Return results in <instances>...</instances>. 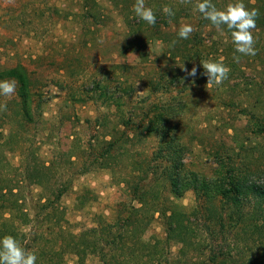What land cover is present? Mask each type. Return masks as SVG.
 I'll return each instance as SVG.
<instances>
[{"label": "trees", "instance_id": "1", "mask_svg": "<svg viewBox=\"0 0 264 264\" xmlns=\"http://www.w3.org/2000/svg\"><path fill=\"white\" fill-rule=\"evenodd\" d=\"M81 1L84 23L89 24L88 31L95 34L113 15L104 12L105 5L101 0ZM135 2L136 0H111L112 9L123 15L124 20L132 22L125 44L133 51L148 45L171 26L180 27L181 24L193 23L194 31L187 39L179 36L176 38L172 61L170 59L156 77L148 79V96L133 103L130 108L128 105L133 102L137 85L132 80L133 66L118 65L123 69V76L96 81L84 92L102 103L123 99L129 112L128 117L123 114L121 121L117 119L119 126H134L146 131L147 136L157 138L159 148L155 155L169 166L157 173L155 171V191L150 187L142 189L138 183L134 194L139 206L131 208L116 231L91 229L81 234H66L60 224H57L60 229L56 231L48 222H52L54 218L58 222L64 220L59 202L71 179L65 187L53 191L54 165H38L37 172L44 180V201L32 218L25 209L21 191L15 193L14 187H9V179L0 175V209H3L4 221L9 226V230L0 228V238L8 235L14 237L22 248L36 255V264H64V256L70 252L78 256L79 261L92 254L98 255L101 264H170L167 257L165 262L156 261L157 258L150 255L141 237L159 214L161 218L166 217L178 232L179 242L182 243L180 254L189 260L188 264H264V79L260 81L256 78L259 74H264V0L244 1L248 10L255 9L258 12L256 28L252 30L255 55L236 52L227 26L217 30L196 10L195 5L200 0H145L146 7H150L156 16L155 25L136 16L133 11ZM226 2L211 0L218 10L226 9ZM165 6L174 15L165 14ZM38 11L36 10L37 14ZM63 11L64 17L69 18L71 13L66 9ZM36 12L33 15L31 11L25 13L27 19L31 20ZM42 13L44 12L40 13L41 16ZM93 27L98 29L92 31ZM42 58H45L44 54L36 61L41 63ZM204 60L221 62L229 70L227 79L210 87L220 93L219 105L229 110L237 108L238 114L255 124L250 130L245 127L241 129L236 124L240 115L226 119L224 123L220 121L232 143L229 147L222 139L212 144V155L222 163L212 176L189 168L187 154L193 150V146L183 134L188 117L197 114L193 112L197 104L191 100L190 91L207 85V77L203 75L201 65ZM193 66L198 68L197 75L187 76L182 67L190 71ZM36 72L22 62L0 65V81H14L16 84L15 109L20 116L19 126L22 129L34 124L43 108V98H39L42 94L37 89V84L44 81L35 79L38 75ZM57 83L66 87L62 81ZM157 94L167 97L151 103L146 110L144 106H148L151 98L149 95ZM252 97L256 99L249 100ZM245 99L246 103L243 102ZM110 121V117L103 120L105 124ZM97 122L99 125L103 123L99 120ZM117 133L119 127L114 126L107 133L111 137L107 142L113 145L112 140ZM129 138L134 137H128L127 140ZM231 146L237 149L234 153L230 150ZM168 185L174 199H181L192 191L199 204L190 211L178 202H172L171 208V200L164 205L160 194ZM42 213L44 218L41 220ZM20 225L37 229L33 233L38 237L29 238V242L24 243L27 235L21 240L18 233L21 231L20 227H16Z\"/></svg>", "mask_w": 264, "mask_h": 264}, {"label": "rangeland", "instance_id": "2", "mask_svg": "<svg viewBox=\"0 0 264 264\" xmlns=\"http://www.w3.org/2000/svg\"><path fill=\"white\" fill-rule=\"evenodd\" d=\"M101 1L105 5L104 12L112 13L113 17L94 34L88 31L89 24L84 23L81 0H0V65L22 62L37 71L35 79L44 81L37 84L42 94L39 98H43L42 111L35 123L24 129L19 126L21 119L15 109L16 89L10 97L0 95V106L7 105L6 109L0 107V175L9 179V187H14L15 193L21 191L25 209L32 218L44 201V180L37 172L38 165H54L53 191L63 188L71 179L59 202L64 220L58 222L54 218L48 222L56 231L60 224L66 234H81L91 229L118 230L131 208L139 206L134 194L138 183L142 189L150 187L155 191V171L169 166L155 155L159 148L157 138L147 136L146 131L134 126H119L118 122L121 115L128 117L133 103L148 96V79L156 77L163 66L170 59L172 61L179 27L171 26L148 45L133 51L125 44L132 22L130 24L112 9L111 0ZM226 1L228 5L244 4L245 0ZM63 9L71 13L69 18L64 17ZM29 11L32 15L36 12L31 20L26 17ZM41 12H44L42 16ZM188 24L192 26L193 23ZM43 54L45 58L37 62ZM122 64L133 66L132 80L137 83L128 109L123 99L102 103L84 92L96 81L123 76V69L118 66ZM256 78L262 81L264 74ZM57 81H62L66 87ZM210 87L200 86L190 91L191 100L197 104L193 112L197 114L188 117L183 134L193 146L187 154L189 168L212 176L222 164L212 155V144L223 139L230 147L232 140L223 123L242 115L237 108L229 110L219 105L221 95ZM149 96L148 106H144L146 110L151 103L167 97L162 94ZM243 102L246 103V99ZM240 116L236 121L238 127L249 128L247 130L255 127L254 122ZM105 117L112 121L105 124ZM98 120L103 123L99 125ZM114 126L119 127V133L111 145L107 142L111 140L107 133ZM128 137L134 138L127 140ZM230 150L234 153L237 149ZM160 199L164 205L171 200V208L172 202H178L187 211L199 204L192 191L181 199H174L169 185L161 190ZM4 217L0 209V228L9 230ZM43 218L44 213L40 219ZM16 227H20L21 240L27 235L24 243L38 237L33 233L37 229L32 226ZM141 237L156 261L165 262L167 257L170 264H188L189 260L180 254V236L166 217L157 214ZM78 259L71 252L67 253L64 264H101L100 256L95 254L81 261Z\"/></svg>", "mask_w": 264, "mask_h": 264}, {"label": "clouds", "instance_id": "3", "mask_svg": "<svg viewBox=\"0 0 264 264\" xmlns=\"http://www.w3.org/2000/svg\"><path fill=\"white\" fill-rule=\"evenodd\" d=\"M195 8L217 30H222L223 26H227V29L231 32L236 52L243 55L256 54L252 30L256 28L257 10H248L241 2L228 4L226 9L218 10L211 3V0H200ZM133 11L144 22L155 25L156 16L150 7H146L145 0H136ZM163 12L169 16L174 15L167 6L163 8ZM193 31L194 28L190 24H181L178 36L187 39ZM201 65L204 70L203 75L207 77L206 87L213 84L219 85L228 77L229 70L221 62L204 60L201 61ZM182 68L187 76L195 77L197 75L198 68L196 66H193L190 71L185 67ZM15 89L16 84L14 81H0V95L10 97L14 94ZM0 107L6 109L7 105ZM36 260V255L22 248L14 237L8 235L0 238V264H36Z\"/></svg>", "mask_w": 264, "mask_h": 264}]
</instances>
